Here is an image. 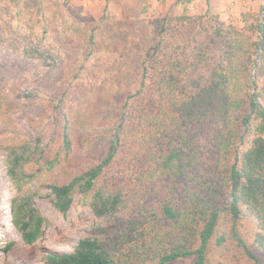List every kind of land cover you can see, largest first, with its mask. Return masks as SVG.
Masks as SVG:
<instances>
[{"label": "rangeland", "instance_id": "rangeland-1", "mask_svg": "<svg viewBox=\"0 0 264 264\" xmlns=\"http://www.w3.org/2000/svg\"><path fill=\"white\" fill-rule=\"evenodd\" d=\"M10 1L1 6L14 11L11 19L6 14L7 20H0V264H48V255L72 253L85 238L116 253L118 245L123 248L119 236L148 221L155 196L147 193L152 182L144 170L158 142L150 140L154 133L144 135L136 118L150 101L140 93L138 67L154 22L213 13L241 28L243 12L264 15V0ZM118 132L123 134L119 158L98 183L106 199L118 198L115 209L103 215L106 211L95 209L101 202L94 192H76L68 214H61L50 185L68 183L99 165ZM13 150L30 159L21 188L8 175ZM26 197L48 220L31 246L13 221V201ZM231 201L227 192L221 206ZM241 229L251 240L254 226L246 221ZM222 260L209 255L210 264H253L239 254Z\"/></svg>", "mask_w": 264, "mask_h": 264}, {"label": "trees", "instance_id": "trees-1", "mask_svg": "<svg viewBox=\"0 0 264 264\" xmlns=\"http://www.w3.org/2000/svg\"><path fill=\"white\" fill-rule=\"evenodd\" d=\"M2 3L0 20L11 19L14 11L2 10ZM241 22L237 28L213 13L154 22L138 67L140 93L150 101L136 115L144 135L154 133L150 140L158 142L144 170L152 182L147 193L155 195L150 217L119 236L123 248L118 245L116 253L85 238L72 253L48 255V264H171L188 258L210 264L211 254L264 264V15L245 11ZM122 137L115 134L99 165L50 185L61 214H68L76 192H94L101 202L95 209L103 215L115 209L118 198L106 199L98 183L119 158ZM29 161L14 150L8 156V175L18 188ZM227 192L232 201L223 207ZM13 221L30 246L48 224L31 197L13 201ZM246 221L254 226L251 240L242 235Z\"/></svg>", "mask_w": 264, "mask_h": 264}, {"label": "crops", "instance_id": "crops-1", "mask_svg": "<svg viewBox=\"0 0 264 264\" xmlns=\"http://www.w3.org/2000/svg\"><path fill=\"white\" fill-rule=\"evenodd\" d=\"M167 7H170V5H168ZM168 9V8H167ZM180 10H177V12H179Z\"/></svg>", "mask_w": 264, "mask_h": 264}]
</instances>
